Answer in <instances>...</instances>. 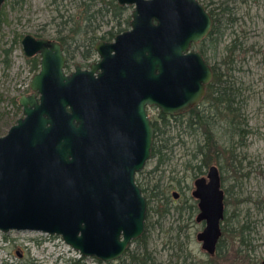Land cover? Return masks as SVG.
I'll list each match as a JSON object with an SVG mask.
<instances>
[{"label":"water","instance_id":"obj_1","mask_svg":"<svg viewBox=\"0 0 264 264\" xmlns=\"http://www.w3.org/2000/svg\"><path fill=\"white\" fill-rule=\"evenodd\" d=\"M116 3L134 7L130 29L98 42V62L88 69L66 74L59 43L21 39L26 59L39 56V71L18 99L22 118L0 137V231L58 236L103 263L120 259L144 231L146 200L135 176L151 156L147 109L184 114L201 103L213 76L190 50L212 26L197 0ZM191 195L197 221L206 223L196 240L213 255L223 217L214 166Z\"/></svg>","mask_w":264,"mask_h":264},{"label":"rangeland","instance_id":"obj_2","mask_svg":"<svg viewBox=\"0 0 264 264\" xmlns=\"http://www.w3.org/2000/svg\"><path fill=\"white\" fill-rule=\"evenodd\" d=\"M110 1L23 0L21 4L6 3L5 22H0V137L22 118V109L14 106L12 101L30 94L29 84L37 73L30 70L20 42L8 58L9 65L3 62L5 55L2 49L12 45L14 34L50 40L67 37L66 73H72L76 65L88 69L86 65L98 62L97 55L83 60L84 50L88 49L85 44L88 37H92L95 44L111 28L119 31L116 35L130 29L134 7H123L124 13L118 17L113 15L111 5L106 6ZM197 1L207 13L213 10L218 13L220 3L226 1L223 8L228 10L224 9V17H218L222 23L220 43L216 46L198 43L191 50H202L209 66L231 76L230 82L237 95L236 104H233L237 107V116L233 117L224 105L214 106L205 101L198 105V113L212 132L218 150H225V154L209 166L200 162L201 153L205 152V136L201 129L196 125L187 129L178 124V127L170 129L173 146L169 159L163 165L165 172L150 178L152 183L159 182L160 188L159 202L150 201V207L158 213H148V219L146 216V255L151 259L146 264L208 263V256L196 241L201 226L195 222L193 207L197 202L191 194L194 181L205 177L212 166L217 168L221 188L225 191L224 213L228 224L223 226L231 231L237 229V241L224 238L222 252L225 254L221 252L218 258L213 259V264H261L264 261V0ZM86 18L89 19L86 23L72 22L73 19L82 21ZM72 28L75 32L70 34ZM89 31L92 33L88 34ZM114 37H106L104 41L112 42ZM232 39L237 43L235 50L229 53L227 50ZM231 60V65L222 62ZM147 114L150 121L155 120L158 110L149 108ZM188 119L184 118L183 122ZM154 161L150 159L143 174L138 173L135 179L143 184L148 178L145 173L153 168ZM173 192L177 193V199L173 198ZM165 208L168 213L160 216ZM245 226L247 228L244 229ZM178 229H181L180 236H177ZM240 238L249 239L253 248L247 259L238 256ZM138 247L137 243H132L128 248L129 254L138 251ZM245 254V250L241 251L242 256ZM235 257L237 262L234 263ZM73 261L79 264H130L127 256L110 263L83 258L58 236L0 231V264H68Z\"/></svg>","mask_w":264,"mask_h":264},{"label":"trees","instance_id":"obj_3","mask_svg":"<svg viewBox=\"0 0 264 264\" xmlns=\"http://www.w3.org/2000/svg\"><path fill=\"white\" fill-rule=\"evenodd\" d=\"M7 2H10L11 4H21L23 0H5L2 6V9L0 11V22H3V23L5 22V17H6L4 8L6 7ZM224 4H226V1H223L222 3H220V6L218 8L219 9L218 13H215L214 10L208 12L212 20V26H211V29L207 37L204 38L202 42L199 43L200 45L209 44L210 46H216L220 43L222 23L218 17L220 16L224 17L225 12H226L225 10H228V8L226 7L223 8ZM108 5H111L110 7L112 8V13L114 16L120 17L124 13L125 8L120 7L118 4H116V0H112V2L110 1L106 3V6ZM87 21H89L88 18L82 19V21L81 19L79 20L77 19L75 21L74 19L72 20L74 24L82 23V22L86 23ZM118 27L119 26H117V28ZM74 32L75 31L72 28L70 34H73ZM117 32H119L117 31V29L115 31L114 28H111L103 36H101L100 39L104 40L106 39V37L113 38ZM90 33L92 32L89 31L88 34ZM22 37H23L22 35L14 34L12 45H10L8 49H2V53L5 55V60L3 62L6 63L7 66L9 65L8 58L11 56L14 46L17 45L21 41ZM89 39L91 40V42L87 44L88 50H86L85 54L83 55L84 61H87L88 59L91 58V56L95 55L94 50H93L94 41L92 37ZM236 43L237 42L235 39L231 40L230 46L227 50L229 53H232V51L235 50ZM195 46L197 45H192L193 48ZM198 52L202 55L203 59L207 62L204 52L202 50H199ZM226 58L229 60L228 56H226ZM26 62L29 65L30 70L32 72H37L39 70V60L37 58L26 60ZM222 62L225 63V65H229V64L231 65L233 60L228 61L227 63L225 61H222ZM210 67L212 69L213 76H212L211 82L206 87L205 96L203 97L202 101L211 102L212 105L214 106L224 105L225 108L231 113V115L233 117H236L237 107L236 108L233 107V104L234 103L236 104L235 97L237 95L234 92V89L232 88L233 83L230 82L231 76L230 75L227 76V74L224 72H217L215 66H210ZM12 103L17 108L19 107L18 99H13ZM191 116L195 119L194 121L192 120ZM188 117L189 119L183 122V119L184 118L187 119ZM150 123L153 129V142H152L150 159L155 160L154 161L155 164L149 172L145 173L148 176V178L145 179L143 184L140 183L137 179H135L137 186L140 188L141 193L146 200V216L148 213L149 214L158 213L152 208V206L150 207V201L155 200L156 202H159L158 195H159L160 185H159V182L152 183V179L150 178L151 176H157L159 174L161 175V173L165 172L163 165L169 159V155L172 152V146H173L172 138L169 135L170 129L178 127V126H183V125L187 129L192 128L193 125H196L199 129H201L203 135L205 136L204 137V147H203L205 149V152L201 153L202 159L200 160V162L204 166H209L213 164L214 162H216V160L219 158L220 155L225 154V150L224 151L218 150L215 144L212 132L207 127L206 123L203 122L202 117L198 113V106L189 110L188 112L184 114L173 116V117L163 115L158 111L157 119L150 121ZM200 151H201V147H200ZM139 174L140 175L143 174V171L140 172ZM167 213H168V210L165 208L163 212L160 213V216H163L164 214H167ZM147 219H148V216H147ZM147 219L145 217L144 231H143L142 236L138 240L135 241V243H137L139 246L138 247L139 250L137 249L138 251H135L129 254V250L127 249L126 252L123 254V256H127L129 258L130 264H146L147 262H150L151 260L150 257L146 255L147 242L145 240V233L148 228ZM153 227H154V224H153ZM244 244H245V240L242 239L241 240L242 247L244 246ZM239 252H241L240 248L238 249V253ZM220 254H221V250H218L216 255L219 256ZM209 264H212V263L210 262Z\"/></svg>","mask_w":264,"mask_h":264},{"label":"flooded vegetation","instance_id":"obj_4","mask_svg":"<svg viewBox=\"0 0 264 264\" xmlns=\"http://www.w3.org/2000/svg\"><path fill=\"white\" fill-rule=\"evenodd\" d=\"M5 2V1H4ZM4 4V3H3ZM3 6V5H2ZM1 9H2V7H1ZM1 11V10H0ZM126 31V30H125ZM124 31V32H125ZM123 33V32H122ZM121 34V33H120ZM26 36V35H25ZM32 36V35H31ZM117 36V35H116ZM24 37V36H23ZM22 37V38H23ZM32 37H34V36H32ZM35 39H45V40H48V41H53V42H57V43H59L60 45H61V48H62V53H63V57H64V59H65V62H64V72L66 73V69L68 68V59H67V57L65 56V52H66V39H67V37H59L58 39H56V40H50V39H48V38H46V37H34ZM100 41H104V40H98L95 44H94V47H93V50H94V53H95V55H97L96 54V52H95V46L97 45V43L98 42H100ZM21 42V41H20ZM89 42H91V40L89 39V37L87 38V40H86V43L85 44H88ZM104 42H108V41H104ZM202 42V41H201ZM108 43H110V42H108ZM21 45V44H20ZM195 45V44H194ZM84 47H85V45H84ZM191 47H192V45H191ZM191 47H190V50H191ZM88 48V46L86 47V49ZM82 49V48H81ZM88 50V49H87ZM191 51H193V50H191ZM84 52H86L85 50H84ZM194 52H198V51H194ZM38 59L39 60V62H40V58H39V56H35V57H32V58H30V59ZM30 59H27V60H30ZM92 64H94V63H90V65H86V66H91ZM75 67V66H74ZM81 68V67H80ZM81 69H83V68H81ZM83 70H85V69H83ZM39 71V70H38ZM38 71H37V73H38ZM67 74V73H66ZM35 75V74H34ZM215 167V166H214ZM210 168V167H209ZM216 168V167H215ZM209 170V169H208ZM216 170H217V168H216ZM207 173H208V171H207ZM207 173H206V176L205 177H203V178H206L207 177ZM217 175H218V177H219V184H220V189H221V191H222V193H223V217H222V219H221V221H220V224H219V229H220V236H219V238H218V240H217V243H216V245H215V249H214V253H213V255H209L207 252H205V251H203L202 249V251L208 256V258H209V261H208V263H205V264H209L210 262L213 264V259H215V258H218L219 256H217L216 254H217V251L218 250H221V252H222V242H223V239L224 238H227V239H230L231 238V240H236L237 241V229H235L234 231H231L230 229H228V228H225L224 226H227V219L225 218V214H226V212L224 213V199H225V191L221 188V180H220V176H219V174H218V171H217ZM228 194V193H227ZM226 194V195H227ZM196 201V200H195ZM197 202V201H196ZM193 213L195 212L196 213V215H195V222L198 224V225H200L201 226V230H200V232H198L197 234H196V236L199 234V233H201L203 230H204V228L206 227V223H205V221H201V222H198L197 221V216H198V214H199V208H198V206L196 205V207H193ZM194 213V214H195ZM193 214V215H194ZM224 225V226H223ZM179 228H181V227H179ZM245 228H247V226H245L244 227V229ZM179 230V232H177V236H180L181 235V232H180V230L181 229H178ZM239 233V232H238ZM243 233V229L240 231V233H239V235L241 236V234ZM239 237V236H238ZM49 238H51V237H47V239H49ZM176 238H178V237H176ZM243 238H240L239 239V248L243 245H241V240H242ZM245 240V244H244V248L243 247H241L240 248V251H242V252H244V250H245V252H246V254L245 255H241V252H239V257L240 258H243V259H247L249 256H251L250 255V252H251V250L253 249L252 247H251V245H250V240L249 239H244ZM197 241V240H196ZM135 242V241H134ZM133 242V243H134ZM199 243V242H198ZM246 243H247V245H246ZM200 244V243H199ZM246 245V246H245ZM200 248H201V245H200ZM253 251V250H252ZM224 252V253H223ZM222 253H223V255L225 254V251H223ZM236 252H237V249H236ZM242 256V257H241ZM236 258V257H235ZM235 262H237V258L235 259V261H234V263ZM68 264H79L78 262H75V261H73V262H71V263H68ZM204 264V263H203ZM249 264V263H248ZM261 264H264V261L261 263Z\"/></svg>","mask_w":264,"mask_h":264}]
</instances>
